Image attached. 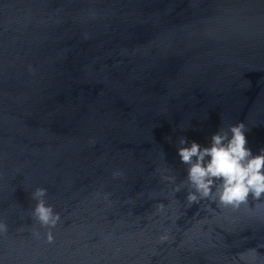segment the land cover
I'll return each mask as SVG.
<instances>
[{
  "label": "water",
  "instance_id": "obj_1",
  "mask_svg": "<svg viewBox=\"0 0 264 264\" xmlns=\"http://www.w3.org/2000/svg\"><path fill=\"white\" fill-rule=\"evenodd\" d=\"M240 121L259 154L264 0H0V264H264V197L181 185L180 137Z\"/></svg>",
  "mask_w": 264,
  "mask_h": 264
},
{
  "label": "clouds",
  "instance_id": "obj_2",
  "mask_svg": "<svg viewBox=\"0 0 264 264\" xmlns=\"http://www.w3.org/2000/svg\"><path fill=\"white\" fill-rule=\"evenodd\" d=\"M247 130L242 121L221 126L211 136L210 146L206 147L196 141L185 146L186 138L180 137L178 154L182 163L188 166L187 177L181 181V185L188 187L186 199L189 204L212 198L225 207L239 208L247 203L250 195L255 200L264 197V148L260 149L259 154L252 153L247 146ZM171 179L175 180V177ZM180 187L178 185L176 191ZM47 194L48 189L43 186L31 192V198L36 201L31 216L47 229V242L52 243V229L61 217L46 202ZM7 230V223L0 221V232L7 233Z\"/></svg>",
  "mask_w": 264,
  "mask_h": 264
}]
</instances>
